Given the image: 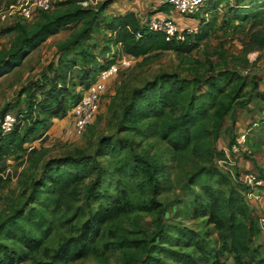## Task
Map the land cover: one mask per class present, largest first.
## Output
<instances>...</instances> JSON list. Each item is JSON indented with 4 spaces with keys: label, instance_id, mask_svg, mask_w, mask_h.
I'll return each instance as SVG.
<instances>
[{
    "label": "rangeland",
    "instance_id": "374dc122",
    "mask_svg": "<svg viewBox=\"0 0 264 264\" xmlns=\"http://www.w3.org/2000/svg\"><path fill=\"white\" fill-rule=\"evenodd\" d=\"M11 1L0 0V13ZM67 1L84 7H97L105 0H53V7L48 12L62 4L67 6ZM153 1L151 4L150 0H113L107 14L132 7L143 20L162 7L163 13L170 15L181 27L196 19L192 25L199 28L198 15L182 14L168 3ZM151 6L156 10L152 11ZM227 10L229 6L225 2L216 14L217 27L188 56L160 49L134 59L128 69H121L111 80L100 110L83 135L75 132L72 104L65 114L49 122L42 138L32 137L25 151L2 163L5 182L0 187V264H132L131 258L138 259L133 264H141L144 253L129 247L128 240L146 239L154 243L160 228H165L168 234H175L178 227L190 228L198 234L200 245L183 249L194 258L206 259L197 264H214L216 254L224 264L259 263V259L240 258L228 236L209 223L210 211L223 206V193L236 188L243 195L236 178L218 165L224 148L239 134L230 121L232 116L225 120L219 138L211 142L214 156L209 157L204 150L176 152L160 135H154V128L178 117L180 110L168 111L160 119L141 122L139 131L128 129L123 115L133 90L161 75L185 78L190 81L188 94H199L203 91L201 89H206L203 78L212 72L228 70L247 81L236 101L238 107L246 110L248 104L244 102L248 97H254L251 111L254 115H251L247 126L253 125L255 114L264 117V102L256 97L258 89L255 87L258 84L259 90H264V44L253 39L254 32L264 24L255 28L251 22L237 24L230 15H226ZM42 13L38 12L34 20L17 16L7 20L0 18V51L8 49L15 37V33L5 32L9 26L17 21L33 24ZM79 27L73 25L49 38L14 75L1 78L0 111L5 106H10L14 112L26 108L24 97L19 100V90L43 74L50 62L57 60L59 44ZM102 34L93 32L90 39L81 41L77 51L81 47L92 50L95 45L97 54L101 53V46L110 49L112 45H108L107 35ZM69 56L77 58L78 53L71 50ZM106 138L111 139L113 145L107 154H100V143ZM254 145V140L251 138L249 141L248 135L250 156L258 149L257 146L253 149ZM75 155L88 157L95 166L77 195L62 189L53 193L37 188L35 182L42 176L48 160ZM239 157L250 158L247 153H241ZM160 165L164 171L159 170ZM202 167L217 169L220 175L211 177L200 173ZM222 174L226 181L218 179ZM103 194L107 196L99 199ZM115 198L121 199L122 214L106 224L99 237L92 239L88 254L71 262L59 260L56 255L60 246L69 238L78 236L82 225L100 205L108 208ZM251 213L258 217L254 211ZM256 239L257 244H264L263 237ZM258 247L264 254L263 247Z\"/></svg>",
    "mask_w": 264,
    "mask_h": 264
},
{
    "label": "trees",
    "instance_id": "16d2710c",
    "mask_svg": "<svg viewBox=\"0 0 264 264\" xmlns=\"http://www.w3.org/2000/svg\"><path fill=\"white\" fill-rule=\"evenodd\" d=\"M112 2L113 0H105L97 7H84L74 1H67V6L62 4L52 12L42 11L33 24L17 21L5 30L6 33H15V37L8 49L0 51V80L21 67L49 38L73 25H80L76 32L59 44L60 54L57 60L50 62L43 74L19 90V100L24 97L26 108L16 111L17 122L12 131H0V187L5 182L2 163L25 151L32 137L42 138L49 122L65 114L78 101L79 88L115 63L122 53L136 59L164 49L188 56L217 27L216 14L225 2L229 6L226 15H230L237 24L251 22L253 28L264 24V0H235L234 3L231 0H210L197 16L200 18L197 32L185 34L184 40L168 41L164 34L150 30L144 21L146 17L141 20L135 11L107 14ZM208 16L212 17L206 18ZM93 32L107 35V43L112 45L110 49L101 46V53L97 54L95 45L92 50L81 47L77 51V47L82 45L81 41L90 39ZM253 39L258 44H264V25L254 32ZM71 50L78 53L77 58L69 56ZM202 83L206 86L205 90L201 89L203 91L199 94H188L190 81L164 74L145 86L134 89L123 114L128 129L139 131L141 122L160 119L168 111L180 110L178 117L154 128V135H160L176 152L204 150L207 156L213 157L211 142L219 138L225 120L233 115L238 106L236 101L241 97L247 81L240 75L225 70L212 72L202 79ZM255 87L258 89L256 97L264 101V90H259L258 84ZM253 98L248 97L244 104H248ZM10 110V106H5L1 111ZM259 126L264 139V118L259 120ZM112 145L111 139L102 140L99 153L107 154ZM160 167L159 170L164 171L163 166ZM94 168L92 160L84 156L52 158L45 163L42 176L35 184L38 189L45 188L53 193L62 189L77 195ZM200 173L211 177L220 175L217 169L211 167H202ZM240 176L238 172L236 182L243 195L236 188L230 189L227 194L223 193V206L210 211L209 223L228 236L240 258L260 256L258 264H264L259 248L252 246L261 232L258 217L252 216L251 205L245 198L248 187L242 184ZM218 179L226 181V176L222 174ZM190 180L194 181L193 178ZM106 196L103 194L99 199ZM121 214L120 198L113 199L108 208L100 205L82 225L78 236L69 238L60 246L56 257L66 262L84 258L90 250L92 239L99 237L103 227ZM175 231V234H168L165 228H160L154 243L146 239H130L127 245L144 253L141 264H189L191 260L193 264H197L199 261H206L205 258L197 259L183 251L200 245L198 234L194 230L178 227ZM215 256L214 264H224L219 254ZM136 261L138 259H130L132 264Z\"/></svg>",
    "mask_w": 264,
    "mask_h": 264
},
{
    "label": "built area",
    "instance_id": "2783aa9c",
    "mask_svg": "<svg viewBox=\"0 0 264 264\" xmlns=\"http://www.w3.org/2000/svg\"><path fill=\"white\" fill-rule=\"evenodd\" d=\"M209 1L210 0H161L163 3L172 5L180 13L189 16L200 14ZM52 7L53 0H12L6 9L0 13V18L2 20H7L10 17L17 16L18 18L30 20L33 19L38 12L49 11ZM144 21L150 30L164 34L165 39L168 41L184 40L185 34L198 31V27L192 24H188L182 28L177 21L170 15L163 13L162 10L156 14L148 15ZM138 36H140V34H138ZM133 61L134 57L122 53L115 63L100 71L87 85L79 88L80 98L71 107L77 135H83L95 119L100 110L102 98L111 80L121 69H128L131 67ZM16 122V112L11 110L7 112L0 111L1 132L8 133L12 131ZM248 135L247 131L237 134L234 141L228 147L224 148L223 156L218 159V165L236 179L238 178L239 155L244 152L251 153L247 148ZM240 181L244 186L248 187L245 194L248 202L260 200L262 198L260 190L264 186V179L259 174L252 171L244 172V174L240 176ZM258 221L260 232L264 239V210L259 215Z\"/></svg>",
    "mask_w": 264,
    "mask_h": 264
},
{
    "label": "crops",
    "instance_id": "0c3cea01",
    "mask_svg": "<svg viewBox=\"0 0 264 264\" xmlns=\"http://www.w3.org/2000/svg\"><path fill=\"white\" fill-rule=\"evenodd\" d=\"M159 1L161 2V0H159ZM153 2H154L153 0H150L151 4ZM151 7H152V11L156 10L155 7H153V6H151ZM127 10L135 11L138 14L137 10L132 8V7H127V8H125V10L121 8L118 11H116L114 14L124 13ZM156 11L153 14H156L159 12V11H157V12ZM138 16L140 17V14H138ZM35 18L36 17H34L33 19H35ZM191 21L192 22H190V23L193 24L194 20H191ZM18 69L19 68H17L15 71H13L12 73H10L8 75H12V74L14 75ZM8 75H6L5 77H7ZM253 105H254V101L252 100L251 102L248 103L246 110H245V108L240 109L237 106L233 112V115H232L233 120H230V121L232 122L233 128L236 132H238V133L245 132V131L248 132L249 141L251 140V138L254 140L255 145L252 147L253 149H255V146H257L259 148V149H255L254 154H252V156L248 159L243 158V157H239V165H240L239 170H238L239 174L242 175V174H244V172L252 171V172L259 174L260 176H262L264 178V157H263L264 139L262 137L261 127L259 126V120L261 118H264V117L260 116L259 114H255V116H254L255 118L253 119L254 120L253 125L247 126V124L250 122V117H252L251 115H254L253 112L251 113V111L253 109ZM245 121H246V124H245ZM247 148H248V150H250V148L248 146H247ZM260 192L262 194V198L260 200H254L251 202V209H252V211H254V213L258 217L262 213V211L264 210V187L261 188ZM259 236H261V238H262L261 234ZM256 240L252 243V246L259 248L258 245H261L264 249V244H261V243L257 244ZM255 245H257V246H255ZM259 250H260L261 255L264 257V254L261 252L260 248H259ZM251 258H253L254 260L255 259L258 260L260 258V256L258 258H254L253 256H251Z\"/></svg>",
    "mask_w": 264,
    "mask_h": 264
},
{
    "label": "water",
    "instance_id": "95a60500",
    "mask_svg": "<svg viewBox=\"0 0 264 264\" xmlns=\"http://www.w3.org/2000/svg\"><path fill=\"white\" fill-rule=\"evenodd\" d=\"M42 141H45V140H42Z\"/></svg>",
    "mask_w": 264,
    "mask_h": 264
}]
</instances>
